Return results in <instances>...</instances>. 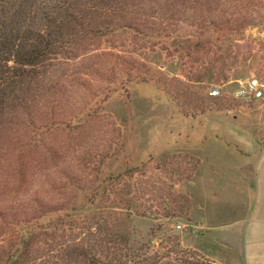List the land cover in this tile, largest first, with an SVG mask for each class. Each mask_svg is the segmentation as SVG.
I'll return each instance as SVG.
<instances>
[{
    "label": "rangeland",
    "instance_id": "1",
    "mask_svg": "<svg viewBox=\"0 0 264 264\" xmlns=\"http://www.w3.org/2000/svg\"><path fill=\"white\" fill-rule=\"evenodd\" d=\"M174 29L161 30L162 41L132 33L97 37L81 57L92 63L90 55L102 54L100 58L112 64L121 56L147 81L133 80L110 93L97 120L80 136L95 149V144L105 145L95 138L112 133V156L102 177L118 175V180L111 183L109 196L101 206L89 208L88 192H80L75 204L89 217L78 220V228L59 225L52 231L74 245L91 237L82 225L107 241L119 238L96 247L107 264H264V101L247 102L229 94L240 79H264V26L245 30L240 44L251 46V51L242 49L228 80L195 83L203 97L215 84L222 90L216 96L234 99L230 108L213 104L203 112L186 94L177 96L176 82L169 93L157 79L163 73L185 80L186 71L197 70L195 34ZM83 77L95 85L93 75ZM42 164L39 179L45 184L57 180L53 167ZM72 198L70 189L50 201L66 204ZM13 235L3 230L0 245ZM42 237L34 249L45 254ZM69 264L84 262L77 256Z\"/></svg>",
    "mask_w": 264,
    "mask_h": 264
},
{
    "label": "trees",
    "instance_id": "2",
    "mask_svg": "<svg viewBox=\"0 0 264 264\" xmlns=\"http://www.w3.org/2000/svg\"><path fill=\"white\" fill-rule=\"evenodd\" d=\"M260 25L264 0H0V235L14 232L0 245V264H69L77 256L84 264H107L96 251L106 237L82 225L91 237L74 245L52 231L59 225L78 228V220L89 217L75 204L80 192H88L89 208L109 196L118 180V175L102 177L112 156V133L95 138L105 141L95 149L80 136L97 120L110 93L133 80L147 81L121 56L112 64L102 54L84 61L94 38L132 33L151 40L174 27L194 33L197 70L186 71L185 80L163 73L157 79L169 93L176 82L177 96L186 94L203 112L213 104L230 108L234 99L203 97L195 83L228 80L242 49L251 51L240 44L245 30ZM107 65L112 66L104 69ZM84 74L93 75L95 85ZM43 162L53 167L57 180L39 179ZM70 189L74 198L66 204L50 201ZM42 235L45 254L34 249Z\"/></svg>",
    "mask_w": 264,
    "mask_h": 264
},
{
    "label": "built area",
    "instance_id": "3",
    "mask_svg": "<svg viewBox=\"0 0 264 264\" xmlns=\"http://www.w3.org/2000/svg\"><path fill=\"white\" fill-rule=\"evenodd\" d=\"M222 93L221 86L213 84L209 89V94L212 96ZM230 96L242 101H264V79H260L254 75L247 77L244 80H238V86L233 89ZM181 228V224L176 225Z\"/></svg>",
    "mask_w": 264,
    "mask_h": 264
}]
</instances>
